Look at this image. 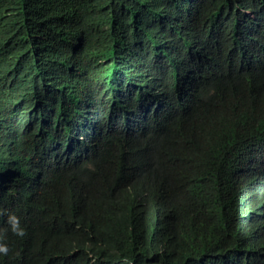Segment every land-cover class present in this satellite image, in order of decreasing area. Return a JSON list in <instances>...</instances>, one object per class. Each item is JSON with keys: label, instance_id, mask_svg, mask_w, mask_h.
Returning a JSON list of instances; mask_svg holds the SVG:
<instances>
[{"label": "trees", "instance_id": "obj_1", "mask_svg": "<svg viewBox=\"0 0 264 264\" xmlns=\"http://www.w3.org/2000/svg\"><path fill=\"white\" fill-rule=\"evenodd\" d=\"M0 235V264H264V0H0Z\"/></svg>", "mask_w": 264, "mask_h": 264}, {"label": "clouds", "instance_id": "obj_2", "mask_svg": "<svg viewBox=\"0 0 264 264\" xmlns=\"http://www.w3.org/2000/svg\"><path fill=\"white\" fill-rule=\"evenodd\" d=\"M8 224L11 227L12 232L20 237H24L26 235L25 229L20 224V219L15 214H11L8 217ZM5 237L0 235V254L7 256L9 254V246L4 243Z\"/></svg>", "mask_w": 264, "mask_h": 264}]
</instances>
